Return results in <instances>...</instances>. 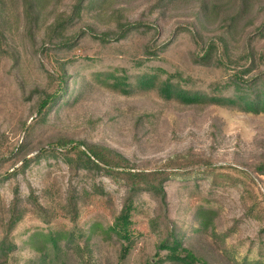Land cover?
<instances>
[{
	"label": "trees",
	"instance_id": "1",
	"mask_svg": "<svg viewBox=\"0 0 264 264\" xmlns=\"http://www.w3.org/2000/svg\"><path fill=\"white\" fill-rule=\"evenodd\" d=\"M17 1L21 6L18 16L0 0V77L10 79L11 86L20 89L30 74L25 66L27 57L44 51L55 55L57 70L42 73L44 86L22 93L21 103L28 104L35 119L15 127L18 133L24 132L22 141L0 153V181L15 179L40 159L58 161L60 157L71 181L54 207H45L32 192L28 202L23 201L17 185L9 204L0 194V264H8L18 245L34 254L30 264H209L184 244L185 232L177 229L168 209L166 184L176 172L200 169L193 160L175 158L165 167L137 169L116 150L92 143L88 134L83 138L76 131L28 155L36 136L98 91L126 101L147 100L174 107L218 106L264 114V10L259 23L239 35V21L251 0H225L223 5L216 0H199L205 19L217 11L223 13L215 34L201 36L193 27L182 25L160 42L155 23L130 21L120 10L107 15L113 22L111 29L96 31L91 25L83 26L84 15H100L104 9L97 10L111 0H74L43 24L40 8L48 0ZM178 1L155 0L152 8L164 12ZM225 7L231 11L226 12ZM18 22H22L20 34L15 32ZM41 25L45 28L38 47L36 35ZM76 48L94 51L91 56L75 57ZM13 96L17 98L18 92ZM152 118V113H146L140 121ZM14 152L21 164L7 166ZM255 170L264 175V161ZM98 176L121 183L123 201L111 225L92 222L82 229L78 222L89 206L88 200L98 196L105 202L110 197L96 182ZM84 177L92 183L89 188L72 184ZM142 194L158 203L159 209L151 217L139 204ZM57 213L72 226L65 229L53 225ZM32 214L38 223L29 221ZM213 216L210 207L199 206L192 231L214 233Z\"/></svg>",
	"mask_w": 264,
	"mask_h": 264
},
{
	"label": "rangeland",
	"instance_id": "2",
	"mask_svg": "<svg viewBox=\"0 0 264 264\" xmlns=\"http://www.w3.org/2000/svg\"><path fill=\"white\" fill-rule=\"evenodd\" d=\"M5 1L9 11L18 16L21 7L18 1ZM73 1L48 0L40 8V22L51 21L50 16L69 8ZM216 1L218 5L225 4V0ZM154 4L155 0H111L101 6L102 10H97L102 12L104 9L100 15H84L82 23H86L83 26H93L96 31L111 29L113 22L107 15L120 10L130 21L155 23L158 39L163 42L182 25L193 27L201 36H212L222 20L223 13L218 11L205 19L199 0L174 2L164 12L152 8ZM225 9L226 12L231 11L230 7ZM262 10L264 0H251L239 21V35L250 25L259 23ZM21 24L16 23V33H21ZM44 28L45 25H41L40 33L36 35L38 47L41 46ZM93 51L91 48H76L73 56H91ZM36 54L34 58L26 59L25 66L30 74L20 89L11 86L10 79L0 77V139L3 138L0 153L13 148L16 141H22L24 132L18 133L15 127L23 121L35 119L28 104L21 103L22 93L44 86L46 78L42 73L57 70L56 57L52 52ZM16 92L17 98L13 96ZM146 113H152L153 118L140 121ZM74 131L83 138L88 134L92 143L116 150L137 169L165 167L175 158L193 160L200 169L176 172L166 184L170 217L177 229L185 232L184 244L209 264H240L244 261L264 264V175L255 170V166L264 161V114H246L218 106L174 107L147 100L126 101L98 91L86 96L65 112L62 119L36 136L31 147L33 151L28 156L41 148H48L49 142ZM14 156L15 152L7 166L10 163H16V167L21 164ZM70 181V172L61 157L58 161L40 159L15 179L0 181V194L3 202L9 204L13 187L17 185L23 201L28 202V195L32 192L45 207H54L63 199ZM97 181L110 197L105 202L98 196L88 200L89 206L78 222L82 229L88 228L92 222L111 225L123 201L124 187L121 183L106 176H98ZM72 184L85 188L92 185L85 177ZM139 204L150 217L159 209L158 203L148 194H142ZM199 206L210 207L214 211V233L195 234L192 231L197 225L195 211ZM29 219L38 223L34 214ZM53 225L65 229L72 226L60 213L54 217ZM140 246L139 242L137 248ZM32 258L33 253L18 245L8 264H30Z\"/></svg>",
	"mask_w": 264,
	"mask_h": 264
}]
</instances>
